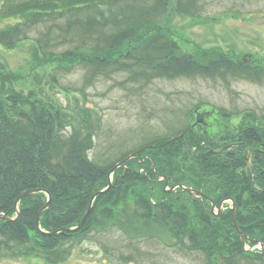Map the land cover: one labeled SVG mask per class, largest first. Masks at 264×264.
<instances>
[{
    "label": "trees",
    "instance_id": "1",
    "mask_svg": "<svg viewBox=\"0 0 264 264\" xmlns=\"http://www.w3.org/2000/svg\"><path fill=\"white\" fill-rule=\"evenodd\" d=\"M167 5L168 0H28L9 8L20 12L22 21L0 31V45L11 47L26 40V29L41 25L40 35L31 39V60L33 66L58 64V73L51 74L53 83L67 67H82L84 85L116 72H125L134 81L264 77V66L256 60L247 63L218 51L188 54L166 30L151 33ZM202 5L203 0H176L175 9L180 16L196 18ZM15 79L0 63V258L28 256L59 264L75 244L104 229L110 220L109 225L125 232L129 245L150 237L162 243L170 240L169 245L187 253H202L203 264H252L255 259L264 264L258 249L244 248L264 241V116L242 113L234 136L225 122L223 136L189 124L171 136L146 139L135 149L140 153L114 171L110 188L95 197L82 227L59 231L79 223L92 195L107 186L109 170L132 150L108 164L91 161L94 121L100 119L89 118L80 108L71 123L74 128L66 134L67 112L53 98L43 100L32 90L26 94L17 90ZM251 115L254 125L245 124ZM162 177L167 187L182 184L202 190L216 206L224 199L231 202L216 215L207 199L179 186L168 190ZM211 182L217 186L213 191L206 188ZM34 188L50 195L39 228L36 218L46 203L45 192L23 196L18 211L14 208L20 192ZM121 202L128 208L118 207ZM232 203L244 243L233 225ZM54 230L59 232H42ZM138 251L137 247L127 254L119 251L118 257L136 262Z\"/></svg>",
    "mask_w": 264,
    "mask_h": 264
},
{
    "label": "rangeland",
    "instance_id": "2",
    "mask_svg": "<svg viewBox=\"0 0 264 264\" xmlns=\"http://www.w3.org/2000/svg\"><path fill=\"white\" fill-rule=\"evenodd\" d=\"M25 1L28 0H0V31L22 21L21 13L9 8L20 6ZM203 3L200 16L190 18L178 14L176 0H168L164 13L157 18L158 26L152 28L151 33L166 30L181 52L199 56L218 51L247 63L254 64L256 60L264 66V0H203ZM39 28L42 26L27 28L28 39L11 47L0 45V63L6 64L7 69L16 76L14 87L17 90L24 94L32 90L43 100L53 98L61 110L67 112L64 123L66 134L74 128L71 123L80 108L88 112L89 118L93 115L100 119L94 121L97 129L92 138L93 147L88 151V158L96 163L108 164L126 151L133 152L146 139L171 136L195 123L194 108L197 106L208 110L204 115L206 124L201 125L200 129L214 136H223L227 132L224 130L225 122L231 129V135H236L241 123L240 116L244 112L253 111L257 117L264 116V77L259 81L231 76L134 81L125 72H116L97 77L92 85H84L82 67H67L64 73L57 76L58 81L53 83L55 78L51 74L54 70L58 73V64L46 62L33 66L35 63L31 60V39L40 35L42 31ZM125 47L129 48V45ZM252 116L244 119L245 124L251 123ZM224 140L220 139V142ZM206 188L213 191L217 186L211 182L206 184ZM122 202L118 207L123 205L122 208L127 209L128 205ZM193 214L192 209L190 217ZM111 222L109 220L104 229L91 233L87 239L75 244L71 254L59 264L204 262L202 253H187L169 245L170 240L163 241L164 244L159 239L148 237L134 239L129 245L125 232L116 224L109 225ZM135 247L139 249L136 262L119 259V251L127 254ZM245 247L248 248L247 245ZM0 264L48 263L22 256L0 258ZM252 264L261 263L255 259Z\"/></svg>",
    "mask_w": 264,
    "mask_h": 264
},
{
    "label": "water",
    "instance_id": "3",
    "mask_svg": "<svg viewBox=\"0 0 264 264\" xmlns=\"http://www.w3.org/2000/svg\"><path fill=\"white\" fill-rule=\"evenodd\" d=\"M195 111H196V109H195ZM198 122H201V115H200L199 113L196 114V124H197ZM135 154H136V153L131 154L130 156L126 157L125 159L121 160L120 162H117V163H116V164L110 169L109 174H108V179H109L108 185H107L105 188L96 191V192L92 195V197H91V199H90V201H89L88 207H87L85 213L83 214V216H82V218H81L79 224H78L77 226H75L74 228H68L67 230L75 231V230H78L79 228L82 227V225L84 224V222H85V220H86V218H87V216H88V214H89V212H90V210H91L92 202H93L95 196L98 195V194H100V193L105 192L106 190H108V189L110 188V186H111V175H112V173L115 171V169H116L117 167L122 166V165L124 164V162H125L128 158H130L131 156H134ZM166 184H167V182L165 181V185H166ZM180 186L182 187L183 190L188 191V192L192 193V194L195 195V196L205 197V198H207L208 200H210V199H209L208 197H206L205 194H204L202 191H200V190H197V189H195V188L185 187V186H182V185H180ZM37 192H45V194L47 195V202L45 203V205H44V206L38 211V213H37L36 224H37V227L39 228V218H40V214H41V212H42L44 209H46V208L49 206V204H50V195H49L48 192L43 191V189L41 190L40 188H34V189H26V190H23V191L20 192V194L17 196V198H16V200H15L14 208L17 210V204H18L19 200H20L23 196H25V195H27V194L37 193ZM211 204H212V205H211V206H212L211 209L213 210V208H214V204H213L212 202H211ZM220 206H221V203L219 204V211H218V213H220V211H221ZM2 217L5 218V216H2ZM232 220H233V225H234V227L236 228V231H237L238 234L240 235V239H241V241L244 242V237H243L242 232L240 231V229H239V227H238V224H237V222H236V219H235V208H234V206H233V211H232ZM40 230H41V229H40ZM60 230H61V231H64V230H66V229L61 228ZM60 230H59V231H60ZM59 231H58V230H54V231H50V232H45V231H42V232H43L44 234H48V235H55V234H57ZM259 245H260V247H261V249H262V250H261V251H262V257H263V260H264V242H263V241H260V242H259Z\"/></svg>",
    "mask_w": 264,
    "mask_h": 264
},
{
    "label": "flooded vegetation",
    "instance_id": "4",
    "mask_svg": "<svg viewBox=\"0 0 264 264\" xmlns=\"http://www.w3.org/2000/svg\"><path fill=\"white\" fill-rule=\"evenodd\" d=\"M207 114V113H206ZM204 115H205V113H204Z\"/></svg>",
    "mask_w": 264,
    "mask_h": 264
}]
</instances>
